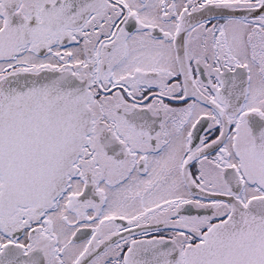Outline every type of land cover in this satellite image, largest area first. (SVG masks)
I'll return each instance as SVG.
<instances>
[{"label": "snow or ice", "instance_id": "1", "mask_svg": "<svg viewBox=\"0 0 264 264\" xmlns=\"http://www.w3.org/2000/svg\"><path fill=\"white\" fill-rule=\"evenodd\" d=\"M0 264H264V0H0Z\"/></svg>", "mask_w": 264, "mask_h": 264}]
</instances>
